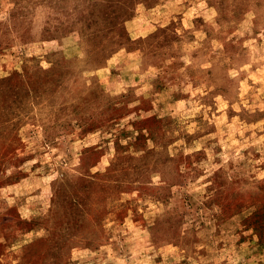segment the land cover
Returning <instances> with one entry per match:
<instances>
[{"label":"rangeland","instance_id":"374dc122","mask_svg":"<svg viewBox=\"0 0 264 264\" xmlns=\"http://www.w3.org/2000/svg\"><path fill=\"white\" fill-rule=\"evenodd\" d=\"M0 264H264V0H0Z\"/></svg>","mask_w":264,"mask_h":264}]
</instances>
